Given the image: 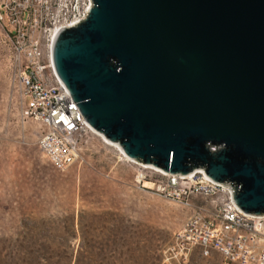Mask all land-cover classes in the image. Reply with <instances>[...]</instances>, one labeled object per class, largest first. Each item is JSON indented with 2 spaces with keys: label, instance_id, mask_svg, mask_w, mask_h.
<instances>
[{
  "label": "water",
  "instance_id": "water-1",
  "mask_svg": "<svg viewBox=\"0 0 264 264\" xmlns=\"http://www.w3.org/2000/svg\"><path fill=\"white\" fill-rule=\"evenodd\" d=\"M54 71L138 165L205 177L264 216V0H91Z\"/></svg>",
  "mask_w": 264,
  "mask_h": 264
},
{
  "label": "rangeland",
  "instance_id": "rangeland-1",
  "mask_svg": "<svg viewBox=\"0 0 264 264\" xmlns=\"http://www.w3.org/2000/svg\"><path fill=\"white\" fill-rule=\"evenodd\" d=\"M11 46L0 24L1 261L18 263L27 246L97 254L93 264H165L190 209L161 195L151 170L139 182L141 166L97 133L83 138L77 163L58 170L37 144L40 123L22 118ZM188 264H223V257L196 251Z\"/></svg>",
  "mask_w": 264,
  "mask_h": 264
},
{
  "label": "built area",
  "instance_id": "built-area-1",
  "mask_svg": "<svg viewBox=\"0 0 264 264\" xmlns=\"http://www.w3.org/2000/svg\"><path fill=\"white\" fill-rule=\"evenodd\" d=\"M92 5L91 0H0L22 118L44 126L37 144L58 170L78 162L83 138L95 130L60 84L52 47L58 32L78 24ZM145 169L141 166L139 182L148 178L145 171L151 169ZM151 171L161 195L190 209L164 251L165 264H188L196 251L206 257L218 252L223 264H264V216L242 211L233 190L205 177Z\"/></svg>",
  "mask_w": 264,
  "mask_h": 264
},
{
  "label": "trees",
  "instance_id": "trees-1",
  "mask_svg": "<svg viewBox=\"0 0 264 264\" xmlns=\"http://www.w3.org/2000/svg\"><path fill=\"white\" fill-rule=\"evenodd\" d=\"M98 257L97 254H92L88 257L80 251L76 256L72 252L64 251L52 250L41 252L40 250H30L29 247L24 246L23 251L19 255L18 263L16 264H93L95 261H98ZM0 262L3 264L10 263L5 260L1 261V259ZM98 264L100 263L98 262Z\"/></svg>",
  "mask_w": 264,
  "mask_h": 264
},
{
  "label": "bare ground",
  "instance_id": "bare-ground-1",
  "mask_svg": "<svg viewBox=\"0 0 264 264\" xmlns=\"http://www.w3.org/2000/svg\"><path fill=\"white\" fill-rule=\"evenodd\" d=\"M95 133H97V134H99L98 132H96L95 131ZM100 135V134H99ZM102 136V135H101ZM109 144H112L113 146H116V147H118L116 144H114V143H109ZM119 148V147H118ZM120 149V148H119ZM121 151V150H120ZM121 153L125 156V154L121 151ZM127 158V157H126ZM128 159V158H127ZM128 160H130V159H128ZM150 188V187H149ZM236 264H241V263H236Z\"/></svg>",
  "mask_w": 264,
  "mask_h": 264
},
{
  "label": "crops",
  "instance_id": "crops-1",
  "mask_svg": "<svg viewBox=\"0 0 264 264\" xmlns=\"http://www.w3.org/2000/svg\"><path fill=\"white\" fill-rule=\"evenodd\" d=\"M41 127H42V130L44 129V126L40 123ZM39 136V135H38Z\"/></svg>",
  "mask_w": 264,
  "mask_h": 264
}]
</instances>
